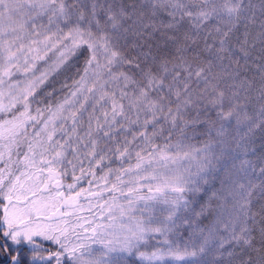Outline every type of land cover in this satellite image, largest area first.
Returning a JSON list of instances; mask_svg holds the SVG:
<instances>
[{
    "label": "snow or ice",
    "instance_id": "6c2138e0",
    "mask_svg": "<svg viewBox=\"0 0 264 264\" xmlns=\"http://www.w3.org/2000/svg\"><path fill=\"white\" fill-rule=\"evenodd\" d=\"M0 264H264V0H0Z\"/></svg>",
    "mask_w": 264,
    "mask_h": 264
},
{
    "label": "trees",
    "instance_id": "16d2710c",
    "mask_svg": "<svg viewBox=\"0 0 264 264\" xmlns=\"http://www.w3.org/2000/svg\"><path fill=\"white\" fill-rule=\"evenodd\" d=\"M254 2H258V0H254Z\"/></svg>",
    "mask_w": 264,
    "mask_h": 264
},
{
    "label": "rangeland",
    "instance_id": "374dc122",
    "mask_svg": "<svg viewBox=\"0 0 264 264\" xmlns=\"http://www.w3.org/2000/svg\"><path fill=\"white\" fill-rule=\"evenodd\" d=\"M7 19H8V17H7ZM7 22V21H6Z\"/></svg>",
    "mask_w": 264,
    "mask_h": 264
}]
</instances>
